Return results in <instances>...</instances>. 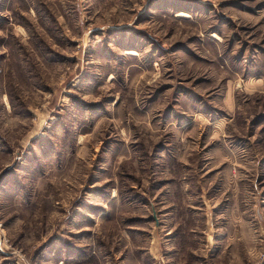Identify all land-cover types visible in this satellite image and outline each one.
Returning a JSON list of instances; mask_svg holds the SVG:
<instances>
[{
	"label": "rangeland",
	"instance_id": "1",
	"mask_svg": "<svg viewBox=\"0 0 264 264\" xmlns=\"http://www.w3.org/2000/svg\"><path fill=\"white\" fill-rule=\"evenodd\" d=\"M0 264H264V0H0Z\"/></svg>",
	"mask_w": 264,
	"mask_h": 264
},
{
	"label": "bare ground",
	"instance_id": "2",
	"mask_svg": "<svg viewBox=\"0 0 264 264\" xmlns=\"http://www.w3.org/2000/svg\"><path fill=\"white\" fill-rule=\"evenodd\" d=\"M181 17H182V16H181ZM183 17H186V16H183ZM127 54H128V55H131V56L134 55V53H132V52H128Z\"/></svg>",
	"mask_w": 264,
	"mask_h": 264
}]
</instances>
